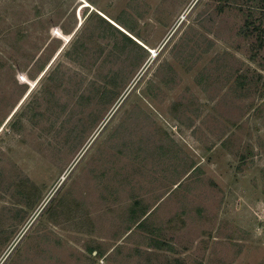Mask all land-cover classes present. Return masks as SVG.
I'll return each instance as SVG.
<instances>
[{
    "label": "rangeland",
    "instance_id": "1",
    "mask_svg": "<svg viewBox=\"0 0 264 264\" xmlns=\"http://www.w3.org/2000/svg\"><path fill=\"white\" fill-rule=\"evenodd\" d=\"M261 5L0 0V264H264Z\"/></svg>",
    "mask_w": 264,
    "mask_h": 264
},
{
    "label": "trees",
    "instance_id": "2",
    "mask_svg": "<svg viewBox=\"0 0 264 264\" xmlns=\"http://www.w3.org/2000/svg\"><path fill=\"white\" fill-rule=\"evenodd\" d=\"M221 1L223 4H230L232 2H236L237 0H219ZM251 1H257V2H260L262 3V7H260L261 9V21L260 23L258 24V26H256L257 24L255 22H247L246 25H247V29H250L251 27L254 28V30L258 33V34H263L264 32V0H251ZM124 35V34H123ZM125 36V35H124ZM126 39H128L129 41H132L131 39H129L127 36H125ZM263 44L261 43V46Z\"/></svg>",
    "mask_w": 264,
    "mask_h": 264
}]
</instances>
